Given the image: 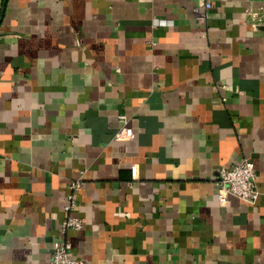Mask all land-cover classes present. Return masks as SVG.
Here are the masks:
<instances>
[{"label":"crops","instance_id":"1","mask_svg":"<svg viewBox=\"0 0 264 264\" xmlns=\"http://www.w3.org/2000/svg\"><path fill=\"white\" fill-rule=\"evenodd\" d=\"M246 159L256 204L219 205ZM55 241L88 264H264V0H0V264Z\"/></svg>","mask_w":264,"mask_h":264},{"label":"built area","instance_id":"2","mask_svg":"<svg viewBox=\"0 0 264 264\" xmlns=\"http://www.w3.org/2000/svg\"><path fill=\"white\" fill-rule=\"evenodd\" d=\"M205 9L211 7L210 3L205 2L203 4ZM195 16L202 19L198 9L193 10ZM155 26H165L167 23L164 20H155ZM132 130L130 128L123 129L118 136L131 137ZM78 185L76 183L70 186L71 194L66 198V204L64 209L67 213H70L75 208L76 202L72 192ZM216 193L219 205L224 206L227 203L229 197L239 199L249 205L256 204L259 197V190L256 184V172L254 165L249 160H243L239 164L231 168H221L217 172L216 179ZM81 229V222L79 219L68 216L67 220L63 224V230L78 231ZM46 264H88L81 260L76 259L73 256L72 247L70 243L66 241H55L53 243L52 252L50 258Z\"/></svg>","mask_w":264,"mask_h":264}]
</instances>
